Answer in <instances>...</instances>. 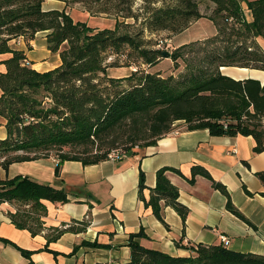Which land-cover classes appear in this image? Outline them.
Listing matches in <instances>:
<instances>
[{"label":"trees","instance_id":"trees-1","mask_svg":"<svg viewBox=\"0 0 264 264\" xmlns=\"http://www.w3.org/2000/svg\"><path fill=\"white\" fill-rule=\"evenodd\" d=\"M44 1L0 0V56H9L0 61L5 68L0 72V126L6 130V137L0 138V205L13 207L7 215L17 229L32 237L45 231L46 250L66 232H83L86 223L45 229L43 201L65 205L70 200L62 187L24 176L2 178L14 163L54 158V174L59 176L65 161L94 165L109 160L118 148L130 152L152 146L179 122L186 131L207 130L216 137L251 136L254 153L264 152V84L220 71H264V49L256 40L264 38V0L246 2L250 22L242 0H204L213 5L208 16L200 13L202 0H143L139 14L132 9L135 0H73L93 17L114 18L113 28L103 29L74 21L65 11H44ZM202 17L214 24L215 34L175 49L168 58L151 41L164 33L177 35ZM38 33H45L48 50L60 58V65L46 72L35 70L19 49L22 42L31 50L30 41ZM165 59L171 60L174 71L180 61L183 69L166 74L156 68ZM109 68L131 69L118 78L108 75ZM168 171L178 172L159 169L148 199L140 173L138 196L162 223L165 207L185 222L188 209L178 201ZM197 175L209 179L226 197V208L245 220L222 184L202 167L192 168V180ZM256 176L264 185V172ZM141 237L142 231L130 235L126 263L95 264H264V255L234 252L221 243L198 244L189 256L175 257L141 246L135 240ZM14 247L30 260L31 251Z\"/></svg>","mask_w":264,"mask_h":264},{"label":"crops","instance_id":"crops-1","mask_svg":"<svg viewBox=\"0 0 264 264\" xmlns=\"http://www.w3.org/2000/svg\"><path fill=\"white\" fill-rule=\"evenodd\" d=\"M247 1L242 0V8L250 22L252 17ZM207 7L208 13L201 9L200 13L208 16L213 5L209 3ZM42 9L65 11L73 19L77 12L93 20L96 18L73 0H45ZM202 21L211 23L212 29L203 30ZM215 32L214 24L202 17L168 39L173 49H177L213 36ZM256 40L264 49V38ZM21 43L19 49L25 50L35 70L46 72L60 65L59 55L47 49L45 33L36 34L30 41L31 50H26ZM51 56H55L52 64L49 63ZM8 57L1 55L0 61ZM4 71V66L0 65V72ZM220 71L236 80L252 78L264 84V71L234 67ZM177 72L170 71L172 74ZM5 137V127L0 126V138ZM254 146L251 136L216 137L207 130L186 131L179 122L156 144L135 147L120 160H106L94 165L65 161L59 176L54 174V158L14 163L7 172L1 173L2 178L24 176L62 187L70 200L65 205L43 201L47 209L43 218L45 229L78 228L80 222H85L86 228L83 232L64 233L46 250L45 231L32 237L28 231L17 229L7 215L13 207L1 204L0 264H29L30 261L32 264L126 263L130 259V235L141 231L144 237L135 239L141 246L175 257L189 256L190 248L198 244H220L223 236L229 240V250L264 255V185L256 176V173L264 172V152L254 153ZM163 167L178 171H168L167 177L178 189V201L188 209L185 222L173 208L165 207L164 224L139 199L140 173L144 174L146 186L143 195L148 199L149 188L156 184V173ZM193 167H202L215 182L226 188L233 206L245 220L226 208V197L214 189L209 179L197 175L192 180ZM93 243L97 246L92 247ZM14 245L31 251L30 260Z\"/></svg>","mask_w":264,"mask_h":264},{"label":"rangeland","instance_id":"rangeland-1","mask_svg":"<svg viewBox=\"0 0 264 264\" xmlns=\"http://www.w3.org/2000/svg\"><path fill=\"white\" fill-rule=\"evenodd\" d=\"M160 3L161 2L159 1L156 4L160 5ZM207 5H209V2H206L204 0L201 1L200 9H201L202 12L208 13L209 7H207ZM144 6H145V2L143 0H135L132 9H133V11L136 14H139V13L142 12L141 8H143ZM80 7L83 8L81 5H80ZM71 8H74V6L71 7ZM95 17L96 18L93 20L90 17L89 18L85 17L81 12H77V13L74 14V19H76L75 21H77V22H85L91 28L92 27L100 28V29L113 28V26L115 24L114 18L104 17L106 19L101 20V18H103V17H100V16H95ZM118 19H119V21H122V22H124L126 24H133L134 23L133 19L123 18V17H119ZM141 21H142V19H139L138 24ZM201 25H203L202 26L203 30L212 29V25L208 21H202ZM179 37H183V36H179ZM168 38L169 37H167V34H162V35H159V36H156V37L152 38L151 41H152L153 44H156V45L158 44L156 46V48H159V49L163 50L164 52H168L170 54L175 49H173L172 42ZM54 60H55V56H51V58L49 59V63L52 64L54 62ZM173 66H174L173 63H171L168 59H165L162 62L158 63L156 65V68L161 69V70H163V72L168 74L170 71L174 70ZM130 69H127V68H109L107 73H108L109 76L122 78V77L127 76L130 73ZM142 69H144V68H142ZM145 69H146V67H145ZM182 69H183V63L180 61V68H179L178 71H180ZM134 70H135V68L133 67L132 71H134Z\"/></svg>","mask_w":264,"mask_h":264},{"label":"built area","instance_id":"built-area-1","mask_svg":"<svg viewBox=\"0 0 264 264\" xmlns=\"http://www.w3.org/2000/svg\"><path fill=\"white\" fill-rule=\"evenodd\" d=\"M128 154V152L126 150H123L121 148H118V149H115L113 150L110 154H109V160H120L124 157H126ZM55 162L57 163L58 160L55 159ZM221 240V244L225 246V244H228L229 243V240L227 237L223 236L220 238Z\"/></svg>","mask_w":264,"mask_h":264},{"label":"water","instance_id":"water-1","mask_svg":"<svg viewBox=\"0 0 264 264\" xmlns=\"http://www.w3.org/2000/svg\"><path fill=\"white\" fill-rule=\"evenodd\" d=\"M163 57L168 58L169 57V53L168 52H163Z\"/></svg>","mask_w":264,"mask_h":264},{"label":"bare ground","instance_id":"bare-ground-1","mask_svg":"<svg viewBox=\"0 0 264 264\" xmlns=\"http://www.w3.org/2000/svg\"><path fill=\"white\" fill-rule=\"evenodd\" d=\"M226 246L228 245V244H225Z\"/></svg>","mask_w":264,"mask_h":264}]
</instances>
